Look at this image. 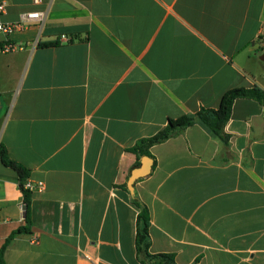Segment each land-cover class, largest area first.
I'll use <instances>...</instances> for the list:
<instances>
[{
    "label": "crops",
    "instance_id": "crops-1",
    "mask_svg": "<svg viewBox=\"0 0 264 264\" xmlns=\"http://www.w3.org/2000/svg\"><path fill=\"white\" fill-rule=\"evenodd\" d=\"M0 23L46 13L0 43V144L41 184L30 232L17 173L0 159L5 264H144L130 149L169 119L264 92V0H0ZM67 38L64 40V38ZM223 145L199 124L150 149L134 184L152 254L176 264H264V103L233 104ZM154 164V162H153Z\"/></svg>",
    "mask_w": 264,
    "mask_h": 264
},
{
    "label": "trees",
    "instance_id": "trees-1",
    "mask_svg": "<svg viewBox=\"0 0 264 264\" xmlns=\"http://www.w3.org/2000/svg\"><path fill=\"white\" fill-rule=\"evenodd\" d=\"M3 44L0 43V50ZM239 98H251L264 103V92L258 88L245 89L236 88L227 91L222 99L218 109L202 108L195 115H183L179 118L169 119L167 125L159 131L156 135L145 138L137 142V144L130 150L135 153L139 159L147 156L151 158L155 165V160L150 153L151 147L164 143L169 139L181 135L187 128L199 124L215 136L223 145L228 144L229 135L226 133L225 128L231 118L233 104ZM0 159L2 163L13 169L19 176L20 188L24 195V205L27 207L26 225L11 234L7 239L6 244L17 235L30 232L31 219H30V204L32 192L24 188V183L28 180L29 170L21 164L12 160L6 148L0 144ZM137 164V166H139ZM134 204L139 208L137 217V234H136V250L139 259L144 264H176L175 256L173 254H152L150 252L151 237H150V213L147 206L141 201L139 196L134 193L132 195ZM0 264H5L3 258V249L0 253Z\"/></svg>",
    "mask_w": 264,
    "mask_h": 264
},
{
    "label": "built area",
    "instance_id": "built-area-1",
    "mask_svg": "<svg viewBox=\"0 0 264 264\" xmlns=\"http://www.w3.org/2000/svg\"><path fill=\"white\" fill-rule=\"evenodd\" d=\"M41 0H34L35 3H40ZM5 12V5L0 3V14ZM46 21V13L41 11H31L21 16L20 20L17 22H9V23H0V33L4 34L7 37H10L14 33L18 31H22L26 29L29 25H37L39 28H42ZM64 40L67 38L63 37ZM259 41L261 45L264 46V32L259 36ZM24 49L23 45L11 44L10 42H6L3 45V48L0 50L1 52H14L18 50ZM24 188L30 192L41 189V184H34L31 181L27 180L24 183ZM1 253V248H0Z\"/></svg>",
    "mask_w": 264,
    "mask_h": 264
},
{
    "label": "water",
    "instance_id": "water-1",
    "mask_svg": "<svg viewBox=\"0 0 264 264\" xmlns=\"http://www.w3.org/2000/svg\"><path fill=\"white\" fill-rule=\"evenodd\" d=\"M264 60V56L261 57ZM153 167V160L147 156L141 158L140 165L135 168L128 180V190L133 195L134 194V184L137 180L145 178L150 175ZM23 210L26 211L27 207L24 205Z\"/></svg>",
    "mask_w": 264,
    "mask_h": 264
}]
</instances>
